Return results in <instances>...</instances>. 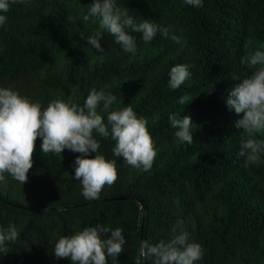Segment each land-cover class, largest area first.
<instances>
[{
	"label": "trees",
	"instance_id": "1",
	"mask_svg": "<svg viewBox=\"0 0 264 264\" xmlns=\"http://www.w3.org/2000/svg\"><path fill=\"white\" fill-rule=\"evenodd\" d=\"M93 2L24 0L0 13L7 16L0 26V87L45 108L69 96L82 106L93 88L103 89L117 97L112 110L131 104L149 119L158 154L151 170L135 169L114 156L111 136L97 135L99 153L116 160L118 179L102 189L103 200L92 202L75 179L74 162L83 154L43 153L38 137L27 182L7 173L0 182V226L14 224L19 231L17 241L6 243L9 252L0 253V264H72L55 256L56 242L97 224L123 229L119 264H134L141 241L170 240L174 227L202 246L203 259L195 264H264V154L256 163L239 156L244 133L235 122L243 113L226 103L256 70L241 59L264 50V0H202V7L185 0H116L137 23L149 19L169 29L168 37L157 32L147 43L128 29L135 55L107 31L100 40L104 52L87 42L98 29L83 20ZM177 64L189 65L192 75L170 89L169 72ZM184 95L192 101L180 104ZM173 113L191 117L192 144L176 139L168 119ZM101 114L107 123V112ZM118 196L128 198L108 199Z\"/></svg>",
	"mask_w": 264,
	"mask_h": 264
},
{
	"label": "clouds",
	"instance_id": "2",
	"mask_svg": "<svg viewBox=\"0 0 264 264\" xmlns=\"http://www.w3.org/2000/svg\"><path fill=\"white\" fill-rule=\"evenodd\" d=\"M23 3L24 0H0V13L9 12L10 4ZM185 3L203 6L202 0H185ZM90 19L98 24V29L87 38V42L100 52H104L100 44L104 31L114 36L115 43L123 51L133 55L137 44L128 29L142 33L145 43L150 42L157 32L165 37L169 35L168 28L149 19L137 23L132 15L117 5L116 0H94L87 14L83 15L85 22ZM5 24L7 16L0 14V26ZM171 38L177 43L180 41L177 36ZM241 63L256 70L230 91L226 103L230 110L243 113V117L235 122V127L244 133L240 139L239 156L245 157L247 163H256L264 154V139L257 138V134L264 135V50L258 49L243 57ZM191 75L189 65L173 66L169 72V88H180ZM189 101L192 98L184 95L178 102L188 104ZM116 102L117 97L112 93L93 88L82 106L69 96L67 100L57 97L45 108L27 96H21L10 86L0 87V182H5V173L22 185L27 182L38 137L42 139L43 153L59 156L68 149L83 154L74 162L75 179L82 185V195L90 201L98 199L102 189L106 185L111 187L118 179L116 160L106 159L99 153L97 135L111 136L115 141L112 149L115 157H122L135 169L151 170L158 149L148 130L149 119L138 116L131 104L112 110ZM102 112H107V123ZM158 119L159 115H154L152 122ZM168 119L177 129L176 139L180 143L192 144L191 129L195 125L191 117L173 113ZM89 153H95V157L85 158ZM172 231L175 235L170 240H160L155 245L141 241L134 264H144L149 258L153 264H195L203 259L202 246L189 241L186 231L177 232L176 227ZM18 237L16 225L0 226V253L7 254L6 243L15 242ZM125 243L123 229L97 224L74 235L61 236L55 244L54 254L57 258H70L72 264H108V257L112 258V264H119L117 258L123 253Z\"/></svg>",
	"mask_w": 264,
	"mask_h": 264
},
{
	"label": "water",
	"instance_id": "3",
	"mask_svg": "<svg viewBox=\"0 0 264 264\" xmlns=\"http://www.w3.org/2000/svg\"><path fill=\"white\" fill-rule=\"evenodd\" d=\"M122 198H128L127 196H118V197H114V198H108V199H122ZM103 199H96V200H93L92 202H97V201H101ZM88 202H84V203H81V204H87ZM16 206H19V207H25V206H22V205H17L15 204ZM25 208H28V207H25Z\"/></svg>",
	"mask_w": 264,
	"mask_h": 264
}]
</instances>
